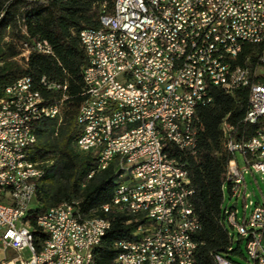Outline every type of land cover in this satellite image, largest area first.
I'll return each mask as SVG.
<instances>
[{
	"label": "built area",
	"instance_id": "2783aa9c",
	"mask_svg": "<svg viewBox=\"0 0 264 264\" xmlns=\"http://www.w3.org/2000/svg\"><path fill=\"white\" fill-rule=\"evenodd\" d=\"M40 0H31V3ZM113 15L102 10L100 28L85 30L80 43L86 58L83 71L85 99L77 118L80 155L96 160L93 171L112 160H122L124 181L113 201L147 210L142 220L128 219L135 225L136 245L118 246L115 264H194L198 249L195 239L200 223L190 206L193 191L184 166L171 157L172 151L196 150L198 110L212 107L213 92L233 94L249 89L246 127L257 128L248 140L234 137L235 130L223 124L226 150L233 157L228 170V189L237 202L245 193V176H262L264 181V83H257L256 69L234 66L244 46L262 49L264 65V0H113ZM97 42V50L88 48ZM51 54L45 43L32 41L23 46L20 61L26 67L32 55ZM24 77L8 87L6 101H22L23 109L45 105L53 122L63 123L62 101L34 104L27 101ZM60 91L58 87H46ZM66 92V88L63 89ZM22 116L0 115V247L15 253L12 261L1 264H86L88 251L97 247L96 237L103 228L80 222L79 204H67L63 211L49 212L53 221H39V233L31 235L29 222L18 225L19 212L31 210L34 201L29 176H20L14 160L24 155L20 137L30 136L36 118L19 127ZM10 125L17 133L9 134ZM124 139H132L131 149H122ZM240 156L247 171L241 172ZM17 171V179L9 178ZM256 199H258L256 201ZM245 204L240 217L236 209H225V225L232 242L246 244V264H264V200ZM251 208L248 215L247 210ZM175 216H182V227H175ZM217 256V264H235Z\"/></svg>",
	"mask_w": 264,
	"mask_h": 264
},
{
	"label": "trees",
	"instance_id": "16d2710c",
	"mask_svg": "<svg viewBox=\"0 0 264 264\" xmlns=\"http://www.w3.org/2000/svg\"><path fill=\"white\" fill-rule=\"evenodd\" d=\"M113 5V0H40L36 3L0 0V15L3 14L0 21V98L8 87L24 77L33 81L35 89L48 102L66 98L60 126L58 122L43 121L34 127L37 142L28 150L29 159L43 170V176L36 183L26 222L37 230L36 221L40 215L65 203H78L84 219H100L111 225L95 252L96 264H115L116 244L127 239L135 229V225L128 226V219L114 208L109 214L104 212L105 207L112 206L117 190L114 166L88 180L96 160L75 150L80 133L77 118L85 101L82 91L86 58L79 36L85 30L99 29L103 8L112 16ZM8 31L11 43L1 45ZM32 41L47 44L51 54L32 55L26 67L12 63L21 55L23 46L31 45ZM261 56L260 47L246 45L234 66L248 70L251 76L257 69L255 81L264 83ZM45 86H55L60 91H49ZM249 97V89L230 95L215 90L213 106L201 108L197 113L195 152H171V157L188 173L193 191L190 206L201 227L195 239L198 249L194 264H217L215 257L226 256L232 250V237L225 225L224 192L229 185L228 170L233 157L226 150L222 127L225 123L232 127L238 141L243 136L246 140L254 136L257 128L244 124ZM54 156L59 163L44 168L43 162ZM57 183L63 186L53 191ZM35 234L38 239H45L38 231Z\"/></svg>",
	"mask_w": 264,
	"mask_h": 264
},
{
	"label": "bare ground",
	"instance_id": "6f19581e",
	"mask_svg": "<svg viewBox=\"0 0 264 264\" xmlns=\"http://www.w3.org/2000/svg\"><path fill=\"white\" fill-rule=\"evenodd\" d=\"M25 1L31 2V0H25ZM2 18H3V14L0 15V21L2 20ZM88 48L90 50H97V42L95 40H88ZM25 95L27 101H31L34 104L44 103L43 96L39 91L35 89V86L31 79L27 80L25 86ZM3 101H6V94L4 93L0 98V115L5 117L22 116V111H23L24 120H19V127H27V124H32L33 117L36 118L35 125L43 121L53 122V114H48L45 105H37L36 107H34V110H30V109H23L22 101H13V102H8L6 104H4ZM16 133H17V125H10L9 134H16ZM87 139H88V132H80V140H87ZM36 142H37V138H36L35 130H31L30 136L20 137V145H23V150L25 154L19 155L17 159L14 160V167H24L26 164H32V165H26L25 168L20 169V176H29V181H36L33 185L34 196L36 192V183L43 176V170L39 166L33 164L29 159L28 150L32 146H34ZM131 146H132V139L123 140L122 149H131ZM75 150L77 151V153L80 154V147L77 146V140L75 143ZM113 166L117 176L116 179L117 190L115 193V197H116L119 195L120 187L124 181V172H118V170H122V160H112L109 166L105 168H101L97 171H93L89 176L88 180H91L95 176V174L106 172ZM9 178L17 179V171H9ZM74 204H78V203H74ZM65 206L66 203L55 209L49 210V212L63 211V208H65ZM112 208H114L119 215L125 218H129L131 220H142L147 217V210H143V208H133L131 206H127V204H125V201H113L112 206H107L104 208V212L106 214H109ZM29 214H30V210H21L19 212L18 225H25L26 223H28L26 222V220ZM39 221H53V214L44 213L43 215H40L36 221L37 230H35L29 223V226L31 227V235H36L35 234L36 231L39 232ZM80 222L84 225L96 224L98 228H103V236L96 237L97 247H91L89 248L88 251V262L86 264H96L95 256H94L95 252L101 247L106 234L109 232L111 228V225L109 222L100 219H84L81 215H80ZM175 227H182V216H175ZM122 245H136V237L130 235L127 239H124L119 243H117L115 246V250L117 251V254H118V246H122Z\"/></svg>",
	"mask_w": 264,
	"mask_h": 264
},
{
	"label": "rangeland",
	"instance_id": "374dc122",
	"mask_svg": "<svg viewBox=\"0 0 264 264\" xmlns=\"http://www.w3.org/2000/svg\"><path fill=\"white\" fill-rule=\"evenodd\" d=\"M10 31L7 32L4 41L1 43L3 44H10ZM12 63L17 64L18 66L20 65V61L16 62L13 61ZM60 126V124H59ZM238 162H239V168L241 172H246L247 167L243 161V159L238 156L237 157ZM58 162V157L54 156L49 159L48 162H43V167L44 168H49L53 165H57ZM262 176H255V178L251 177L250 175L245 176V183L242 188V193H245V200H243V197L241 196L237 202L236 197H232L231 194L229 193L228 189L225 190L224 192V198H225V208L231 209L234 205L238 204V211L240 217L243 216L244 210H245V204H250L251 201H255L256 198L261 199L262 201L264 200V181L262 180ZM63 186L62 183H57L53 187V191L59 190ZM251 208L249 207L247 210L248 215L251 213ZM232 252H242L245 258L247 259V253H246V244H239L238 243V238L234 240V244L232 246ZM230 260L235 263V264H246L247 262L245 261L244 258L237 257V256H231Z\"/></svg>",
	"mask_w": 264,
	"mask_h": 264
},
{
	"label": "crops",
	"instance_id": "0c3cea01",
	"mask_svg": "<svg viewBox=\"0 0 264 264\" xmlns=\"http://www.w3.org/2000/svg\"><path fill=\"white\" fill-rule=\"evenodd\" d=\"M233 256L241 257L239 255V252H235ZM14 258H15V253L13 251L9 250L7 252H3L0 247V264L4 261H12Z\"/></svg>",
	"mask_w": 264,
	"mask_h": 264
},
{
	"label": "water",
	"instance_id": "95a60500",
	"mask_svg": "<svg viewBox=\"0 0 264 264\" xmlns=\"http://www.w3.org/2000/svg\"><path fill=\"white\" fill-rule=\"evenodd\" d=\"M257 200H258V199H256V201H257ZM233 209H236V205L233 206Z\"/></svg>",
	"mask_w": 264,
	"mask_h": 264
}]
</instances>
